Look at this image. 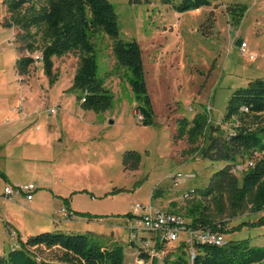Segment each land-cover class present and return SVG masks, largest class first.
Here are the masks:
<instances>
[{
	"label": "rangeland",
	"instance_id": "obj_1",
	"mask_svg": "<svg viewBox=\"0 0 264 264\" xmlns=\"http://www.w3.org/2000/svg\"><path fill=\"white\" fill-rule=\"evenodd\" d=\"M108 1L118 17L119 39L125 43L136 41L142 50L145 81L154 110L152 125L144 126L137 119L139 103L130 84V72L117 63L114 41L104 33L94 36L92 43L96 50L97 78L113 97L108 110L94 112L81 107L74 90L80 53L53 58L52 79L43 61L20 76L17 60L39 54L42 42L37 37L39 51L29 54L19 38L23 32L4 25L9 15L4 0H0V109L16 105V112L34 117L24 123L32 136L28 143L26 135L22 140L19 136V140L10 127L0 130L5 140L17 138L10 144V150L18 147L12 150L11 159L17 163L1 169L13 184L39 181L67 198L80 216L72 221L70 228L53 226L28 236L54 231L73 235L102 233L101 241L107 245L114 235V243L125 250V264L154 261L163 264L165 258L178 251L180 243L165 244L160 250L156 236L143 234L150 241L149 247L131 246L129 215L139 216L142 211L137 206L151 205L190 224L188 211L201 205L215 223L232 230L225 234L228 241L251 240L264 246V225H252L264 213L246 210L233 218L227 194L203 195L212 176L226 164L204 160L192 152L203 147V139L196 146L187 137L177 139L180 121H193L199 114H207L211 124L219 125L226 134L234 131L236 122H223L232 94L255 80L264 79V0H211V7L185 14L177 13L164 0ZM235 5L247 8L240 25H233L230 18L229 9ZM239 40L247 43L254 60L241 52L237 46ZM53 109L55 114H51ZM22 157L30 161L24 162ZM250 161L245 159L233 167L239 181ZM179 173L195 177L175 187V176ZM5 186L0 179V257L8 256L10 245L15 246L11 238L17 239L5 230V221H9L3 203ZM40 193L37 192L30 205L9 201L14 204L10 217L18 222L23 236L25 230L33 231L37 222H52L55 212L58 211L55 215L63 214L60 206L66 204L64 200L47 201ZM39 202L47 208L41 216L31 211ZM36 253L40 259L55 260L54 252L39 249ZM142 254L149 260H143Z\"/></svg>",
	"mask_w": 264,
	"mask_h": 264
},
{
	"label": "trees",
	"instance_id": "obj_2",
	"mask_svg": "<svg viewBox=\"0 0 264 264\" xmlns=\"http://www.w3.org/2000/svg\"><path fill=\"white\" fill-rule=\"evenodd\" d=\"M164 1L172 4L179 14L212 5L211 0H180L177 4L175 0ZM4 5L9 15L4 25L23 32L19 38L25 43L29 54L39 51L36 39L40 37L42 47L39 54L51 79L53 58L81 54L74 90L86 111L103 112L111 107L113 97L97 78L98 64L92 43V38L99 33L111 38L117 63L130 72V84L139 103L136 113L143 117L141 124L149 126L154 123L142 50L136 41L125 43L119 39L118 17L108 0H4ZM246 11L247 8L242 5L231 7L229 14L232 24L240 25ZM35 56L17 60L16 70L20 76L28 74L35 65ZM223 122H236L237 126L232 133L226 134L219 125L211 124L207 114H199L193 121L183 119L177 139L187 137L193 146L203 139V147H196L192 152L204 160L226 164L225 168L212 176L210 186L203 192L205 197L227 194L233 218L246 210L264 213V79L255 80L247 88L238 89L232 94ZM258 155L261 157L255 158ZM245 159L251 161L239 181L233 174V167ZM0 177L7 181L2 172ZM64 201L68 204L67 200ZM66 210L71 217H80L76 212ZM187 215L191 220L190 224H186L188 228L213 230L224 236L232 231L227 230L225 224L215 223L207 214V208L201 205L191 207ZM135 217L129 215L131 219ZM252 225L263 226L264 216ZM8 232L11 233L10 230ZM156 238V246L162 250L168 243ZM179 243L178 251L165 258L163 264H191L188 246L182 241ZM130 245L141 247L135 241H131ZM39 249L54 252L55 260L40 259L36 253ZM195 251L197 256L193 264H264V246L255 245L251 240H227L223 246L196 243ZM141 258L149 260L145 254ZM0 264H125V250L117 243L105 245L101 237L93 233L73 235L54 231L28 237L25 241L19 239L18 248L8 256L0 257ZM153 264H156L155 261Z\"/></svg>",
	"mask_w": 264,
	"mask_h": 264
},
{
	"label": "built area",
	"instance_id": "obj_3",
	"mask_svg": "<svg viewBox=\"0 0 264 264\" xmlns=\"http://www.w3.org/2000/svg\"><path fill=\"white\" fill-rule=\"evenodd\" d=\"M175 27H178V23H176ZM240 50L243 54H248L251 60L255 59V56L248 51L247 43L242 42ZM35 60L37 64L42 62V56L37 54ZM245 111L247 112L248 110ZM55 113L56 110L53 109L51 114ZM136 116L140 122L143 120L140 114L136 113ZM194 177V175L183 176L180 173L177 174L175 176V187H178L186 179ZM35 191L36 187L32 184L7 186L5 196L8 198L25 196L27 200L32 201ZM137 209L142 211V214L130 221V239L137 242L142 248L149 247L150 245V241H146L143 234H154L160 239V242L176 243L182 241L189 248L188 257L190 263L193 264L197 256L195 251L196 243L223 246L227 242L225 236L220 232L188 228L183 219L176 214L165 213L153 208L151 205L149 207L137 206ZM63 213H66V217L72 218L66 209L63 210ZM10 234L16 235L15 232H11ZM182 237H184V240Z\"/></svg>",
	"mask_w": 264,
	"mask_h": 264
},
{
	"label": "crops",
	"instance_id": "obj_4",
	"mask_svg": "<svg viewBox=\"0 0 264 264\" xmlns=\"http://www.w3.org/2000/svg\"><path fill=\"white\" fill-rule=\"evenodd\" d=\"M202 10V9H201ZM200 11V10H199ZM199 11H194L195 13H198ZM17 90H19V88H17ZM14 94V93H13ZM14 98L18 97L19 95H12ZM16 105H9V106H5L4 109H0V130L3 129L4 127H10L12 128L13 130H15L16 132V137H18V139L21 137V140L23 139V136L26 135L27 138V143L30 141V139L32 138V136L27 132L28 131V128L27 127H24V123L29 120H32L34 117L31 116V114H24V113H19V112H16L15 109L17 107H15ZM3 108V107H2ZM24 111V109H23ZM49 135L53 134V133H48ZM35 135V134H34ZM20 136V137H19ZM17 140V138H10V139H7L5 140L4 137L2 138V136L0 135V159L4 160H0V172H2L3 174L6 175L7 177V181L3 180L1 177L0 179L4 182V184L6 185L5 188H4V195H3V203L5 205V216L6 218H8L9 221H5V230H6V233L9 234L8 230H10L11 232H15L16 236H17V239H13L11 238L12 240H14V244H11L10 245V248H11V251H13L15 248H18V240L21 239L23 241H25L29 236V234H32V232H38V231H46V230H49L51 227H59V226H64L65 228H70L73 226V222L74 219L77 220V218L75 216H72V218H68L66 217V213H63V214H57L55 215L57 212L54 213V217L52 219V222L50 220H47L48 223H40V222H37L35 224V227L33 228V231H28V230H25V236H23L21 233H20V225L18 224V222H15L14 220L11 219V213H12V207L14 204H12L13 202H9V201H17V203L19 202H24L26 203L27 205H30L34 202L35 200V195L37 194L38 191H41V195L44 196L47 201H56L57 199L59 200H67V198H64L60 195H57L53 190L49 189L48 187H46L45 185H43L42 183H40L39 181L37 180H34L30 183H28L29 185L32 184V185H35L36 187V191L33 193V199L32 201H29L26 199L25 196H14L12 198H8L5 196V189L7 186H17V185H22V184H13L9 175L5 172V171H2V169L4 170V168L7 167V164L9 165L10 163H13L15 164L16 161H12L11 159L13 158L14 156V153L13 151L14 150H17L18 147L17 146H13V151L10 150V144L12 142H14V140ZM20 140V139H19ZM56 140V139H55ZM61 141V140H60ZM54 142V141H53ZM57 142V141H56ZM51 145L53 147L57 146V144H52ZM9 151H12V152H9ZM18 163H20V160H21V157L18 159L17 158ZM22 160L24 162H28L30 160L26 159L25 157H22ZM41 162H44V161H41ZM17 163V162H16ZM2 168V169H1ZM41 181V180H40ZM51 198H50V196ZM6 197V199H5ZM52 199V200H51ZM11 203V204H10ZM68 205V206H66ZM61 210H65L66 208L69 209V211L71 212H75L73 207H72V204H64L62 203L61 206H60ZM15 211V210H14ZM31 211L37 215V216H41V214L43 212H46L47 211V208L45 206V203L43 202H39L37 203L35 206H33V209H31ZM131 219V218H129ZM16 220H19V219H16ZM131 220H129V223H130ZM36 222V221H35ZM50 223V224H49ZM52 223V224H51ZM23 226L22 227H25V222H23ZM15 225L19 226V227H16ZM56 227V228H57ZM57 230V229H56ZM94 235L96 236H104L102 235V233H93ZM130 231H128V237L130 238ZM7 235V234H6ZM112 239L113 241L111 242L110 241V244L111 243H114L115 241V237L114 235H112ZM145 237V236H143ZM7 239L6 238L3 242V248H5V242H7ZM5 250V249H4ZM10 251V252H11ZM5 252V251H4ZM5 254V253H4ZM7 255H5L4 257H6Z\"/></svg>",
	"mask_w": 264,
	"mask_h": 264
},
{
	"label": "water",
	"instance_id": "obj_5",
	"mask_svg": "<svg viewBox=\"0 0 264 264\" xmlns=\"http://www.w3.org/2000/svg\"><path fill=\"white\" fill-rule=\"evenodd\" d=\"M242 42H243L242 40H239V41L237 42V46L240 47L241 44H242Z\"/></svg>",
	"mask_w": 264,
	"mask_h": 264
}]
</instances>
